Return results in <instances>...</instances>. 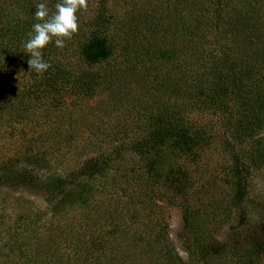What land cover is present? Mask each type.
Segmentation results:
<instances>
[{"label": "trees", "instance_id": "trees-1", "mask_svg": "<svg viewBox=\"0 0 264 264\" xmlns=\"http://www.w3.org/2000/svg\"><path fill=\"white\" fill-rule=\"evenodd\" d=\"M193 2L191 12L173 19L174 30L168 34V27L153 25L146 33L134 30L135 40L118 47L100 33H90L80 43L78 51L89 70L77 74V93L90 94L102 87L121 90L138 75V86L145 92L153 90L158 98L149 100L150 111L144 102L147 114L140 124L141 136L109 154L85 160L78 168L41 174L37 165H43L47 149L34 139L31 142L37 153L27 163L30 166L0 163V190L10 187L36 192L49 206V216L35 210L33 220L22 226L26 236L5 264H185L174 249L162 251L153 246L151 236L129 234L128 224L118 221V211L94 201L95 178L103 176L125 148L142 161L131 170L128 184L138 185L141 191L145 175L153 180L164 174L167 180L164 171L169 162L161 155L166 149L185 154L208 141L204 128L191 116L194 112L218 115L223 121L229 143L236 148L233 199L236 204L245 199L251 170L264 164V0ZM24 5L22 0H0V78L6 75L11 85L22 88L28 85L23 71L30 58L23 52L27 40L23 33L28 30L24 28L28 19ZM116 57L121 58L116 66H105ZM51 71L47 70L50 76ZM151 78L156 82L145 90ZM56 134L53 130L52 135L47 134L55 147ZM133 192L137 197L136 188ZM79 209L82 211L77 213ZM198 215L186 212L183 227L187 236L195 238L198 255L207 259L212 249L220 252L224 245L202 237ZM261 229V234L254 233L247 257L264 251V225Z\"/></svg>", "mask_w": 264, "mask_h": 264}, {"label": "rangeland", "instance_id": "rangeland-1", "mask_svg": "<svg viewBox=\"0 0 264 264\" xmlns=\"http://www.w3.org/2000/svg\"><path fill=\"white\" fill-rule=\"evenodd\" d=\"M22 2L26 6L25 18L28 15L24 26L28 30L23 33L27 39V33L37 22L34 19L36 5L45 3L54 11V5L59 0ZM194 3L193 0H87V9L77 13L78 31L65 41L66 46L57 48L53 41L43 49V59L51 65L52 76L46 71L38 77L34 70H29L28 64L26 68L23 64L28 85L22 88L11 85L12 82L2 74L0 163L30 166L27 163L37 153L31 142L34 139L38 145L43 142L47 149L43 165H37V168L40 166V173H59L61 169L78 168L85 160L100 153L109 154L119 145L141 136L140 124H144L147 114L143 111L144 102H147L150 111L152 104L149 100L154 101L156 92H145L138 86L140 79L135 75L130 84L126 82L127 87L121 90L102 87L90 94L77 93V74L89 70L78 48L90 33L102 34L113 47L135 40L137 33L133 32L136 29L146 33L149 26L157 25L165 30L168 27L169 32H165L168 34L174 27L173 19L179 13L185 16V13L191 12ZM120 61L121 58H112L105 66H116ZM149 81L150 85L146 83L145 90L150 86L153 88L156 82L153 78ZM191 116L204 128L208 141L185 154H175L172 149H166L161 155L169 162L164 171L167 172V180L164 174L152 180L143 173L146 177L143 190L139 191L138 185L128 184L131 170L138 168L142 161L124 148L107 172L95 178L97 193L94 201L105 202L110 209L118 211V221L128 224L129 234L136 232L151 236L155 240L151 241L153 246L162 251L166 247L174 249L185 264H264V251L251 257L246 254L254 233L261 234L264 225V164L258 170H251L246 197L236 204L232 175L236 148L229 143L223 121L211 113L194 112ZM52 130L53 134L57 133L58 147L49 141L47 134L52 135ZM69 142L71 144L67 148ZM52 146L54 148L50 149ZM118 169L124 170L129 177ZM135 188L139 192L137 197L133 192ZM48 207L41 194L2 187L0 264H5L7 257L26 236L22 226L33 220L35 210H42L45 216H49ZM186 210L199 214L202 237L209 242L223 244V250L215 252L212 249L207 259L198 255L195 238L191 234L187 236L183 227ZM80 211L82 209L77 213ZM86 213L85 210L84 216Z\"/></svg>", "mask_w": 264, "mask_h": 264}, {"label": "clouds", "instance_id": "clouds-1", "mask_svg": "<svg viewBox=\"0 0 264 264\" xmlns=\"http://www.w3.org/2000/svg\"><path fill=\"white\" fill-rule=\"evenodd\" d=\"M87 0H59L54 5V11L49 10L45 3L36 5L34 19L37 21L27 33L23 43L24 53L29 55L27 64L29 70H34L38 77L51 67L43 59V49L54 41L57 48L65 47V41L70 40L78 31L77 13L87 9Z\"/></svg>", "mask_w": 264, "mask_h": 264}]
</instances>
